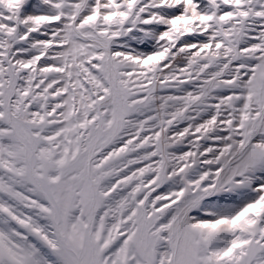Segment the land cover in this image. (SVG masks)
<instances>
[{"label":"snow or ice","instance_id":"1","mask_svg":"<svg viewBox=\"0 0 264 264\" xmlns=\"http://www.w3.org/2000/svg\"><path fill=\"white\" fill-rule=\"evenodd\" d=\"M0 264H264V0H0Z\"/></svg>","mask_w":264,"mask_h":264}]
</instances>
